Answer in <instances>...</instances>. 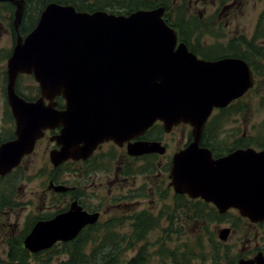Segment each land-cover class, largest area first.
I'll return each mask as SVG.
<instances>
[{
	"label": "flooded vegetation",
	"instance_id": "flooded-vegetation-1",
	"mask_svg": "<svg viewBox=\"0 0 264 264\" xmlns=\"http://www.w3.org/2000/svg\"><path fill=\"white\" fill-rule=\"evenodd\" d=\"M251 1L49 0L44 5L34 0H0V12L4 16L0 17V61L4 63L0 68L4 81L0 90V255L53 252L64 241L32 251L26 247L25 240L38 223L77 208L93 216L94 220L85 224L73 240L78 237L97 240L105 236L127 238L132 240V248L135 243H142L138 254L149 252L146 239L154 231L161 232L164 237L178 238L186 233L185 224L201 223L205 230L214 221L222 226L218 229L217 241L230 244L225 248L236 252L232 264L251 261L260 253L264 255V235L261 233L264 220L252 221L236 207L221 211L213 202L193 198L180 191V187H175L172 175L174 156L193 141V127L189 123H176L168 130L163 120H156L130 139L122 142L104 140L86 157L68 158L56 165L51 156L62 147L56 137L61 134L63 125H58L46 128L34 148L18 161L4 160V164L1 157L2 146L17 138L18 129L7 89L8 62L19 39L24 40L36 27L41 12L49 3L72 5L77 11L102 10L126 16L139 10L158 11L174 30L177 46L185 44L198 59L246 62L253 86L227 106L214 108L205 123L199 145L208 148L214 159L249 146L259 150V143H249L250 138L261 141L253 139L258 133L251 137H247L246 130L236 133L243 125L234 131L221 130L229 115L228 110L256 90L258 80L264 74L261 70L264 65L261 61L264 57V0H254L253 7L249 6ZM21 3L24 11L17 27L16 11ZM258 3L262 4L260 8H257ZM31 11L34 12L29 15ZM249 15L252 16L250 20ZM15 91L25 103L48 107L54 102L57 111L68 106V100L62 94L52 98L51 94L44 95L34 72L19 73ZM233 110L240 114V107ZM145 144H156L158 149L139 153ZM241 223L245 224L244 232L251 226L256 231L237 237L232 244L231 236L241 232ZM114 226L122 229L110 230ZM223 228L230 229L226 239L220 237ZM240 242L245 245L238 251ZM174 263L180 264L175 260Z\"/></svg>",
	"mask_w": 264,
	"mask_h": 264
},
{
	"label": "water",
	"instance_id": "water-1",
	"mask_svg": "<svg viewBox=\"0 0 264 264\" xmlns=\"http://www.w3.org/2000/svg\"><path fill=\"white\" fill-rule=\"evenodd\" d=\"M23 11L21 3L17 27ZM21 72H34L44 95H64L67 108L57 111L54 102L48 107L25 103L15 91ZM253 83L243 60L205 61L185 44L177 47L174 30L158 11L126 16L49 3L8 62L7 89L18 129L17 138L2 146V161H18L48 127L63 125L56 137L61 150L51 156L57 165L86 157L104 140L130 139L157 119L168 130L190 123L193 141L173 160L175 187L221 211L236 207L252 221L264 220V149H237L214 159L199 145L213 108L227 106ZM155 145L145 144L139 153L158 149ZM92 217L78 208L59 214L38 223L25 245L39 251L72 240ZM229 231L223 228L220 237L226 239ZM240 264H264V255Z\"/></svg>",
	"mask_w": 264,
	"mask_h": 264
},
{
	"label": "rangeland",
	"instance_id": "rangeland-1",
	"mask_svg": "<svg viewBox=\"0 0 264 264\" xmlns=\"http://www.w3.org/2000/svg\"><path fill=\"white\" fill-rule=\"evenodd\" d=\"M36 2H40L41 4L44 0H34ZM74 1V0H73ZM253 1L249 4L250 7H253ZM262 4L258 3L257 8H260ZM34 11H31L29 15H31ZM0 17L2 16L0 12ZM252 16L249 15L248 19L250 20ZM30 18V17H29ZM35 18H32L34 20ZM262 53L264 54V48ZM264 62V57L261 60ZM264 64V63H263ZM4 65L2 61H0V68ZM261 70H264V65H261ZM258 86H256V90L249 92L245 99H243L238 106H233L231 110H228V116L223 122V126L221 130L224 132L226 129H231L234 131L238 129L240 125L242 126L241 130H236L237 134H241L243 130L247 131V137H251L253 134L258 135L253 137L254 140L261 141H253L251 138L249 139V143H259V145H264V74L258 80ZM4 87V81L2 80V75L0 73V90ZM240 107V114H235L236 110L233 108ZM226 125V126H225ZM227 130V131H228ZM221 134V133H220ZM186 204V202H185ZM192 207V206H190ZM203 224H205V220H203ZM242 224L241 232L233 234L231 236L230 243H235L237 241V237L241 235H245L249 232H255L256 228L251 226L248 231L245 230V224ZM222 226L212 221L209 226L202 229L201 223H191L189 225L185 224V234L184 236H180L178 238L174 237H164L161 235V232H152L148 234L147 246L149 253L159 252L155 257L153 264H175L174 260L181 263L182 262V253H179L182 249L183 252V244L187 243L189 247L197 252V258L193 259V263L196 264H232V259L236 252L232 249H226L225 246H230V244H221L217 240L218 229ZM120 226H114L110 230H121ZM261 233L264 235V226L261 227ZM260 236V235H259ZM94 244V241H89L86 243V251L89 252ZM142 243H135L134 247L129 248L126 251L125 256L128 258L137 255V251ZM245 244L240 242V246L237 250H240V247L243 248ZM62 245H58L55 248L60 249ZM164 248V249H163ZM160 249V250H159ZM170 250L171 252H177L175 254V259L170 257V254H166L165 251ZM165 250V251H164ZM173 256V254H172ZM43 256H39L41 259ZM1 260H7L6 254L0 255ZM33 261V260H32Z\"/></svg>",
	"mask_w": 264,
	"mask_h": 264
},
{
	"label": "trees",
	"instance_id": "trees-1",
	"mask_svg": "<svg viewBox=\"0 0 264 264\" xmlns=\"http://www.w3.org/2000/svg\"><path fill=\"white\" fill-rule=\"evenodd\" d=\"M47 1L49 0H44L43 4L45 5ZM56 1L65 2L66 0ZM89 241H94V244L91 250L87 252L86 243ZM61 245L60 249L55 248L53 252L46 254H10L7 256V260L0 259V264H153L155 257L160 254V251H154V253L142 251L128 258L125 254L131 247L132 240L109 236L100 240L78 237L73 241L63 242ZM183 248L180 264H196L193 263V259L197 258V252L191 249L187 243L183 244ZM165 253L174 258L177 252H171L168 249ZM39 256L43 257L39 259Z\"/></svg>",
	"mask_w": 264,
	"mask_h": 264
}]
</instances>
